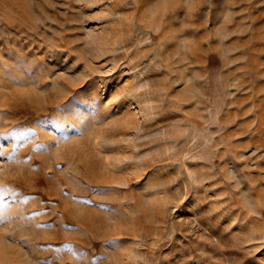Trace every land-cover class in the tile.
<instances>
[{
	"label": "rangeland",
	"instance_id": "1",
	"mask_svg": "<svg viewBox=\"0 0 264 264\" xmlns=\"http://www.w3.org/2000/svg\"><path fill=\"white\" fill-rule=\"evenodd\" d=\"M0 218V264H255L264 0H0Z\"/></svg>",
	"mask_w": 264,
	"mask_h": 264
},
{
	"label": "snow or ice",
	"instance_id": "2",
	"mask_svg": "<svg viewBox=\"0 0 264 264\" xmlns=\"http://www.w3.org/2000/svg\"><path fill=\"white\" fill-rule=\"evenodd\" d=\"M110 96H106L105 100L103 101V103H106L108 99H110ZM118 105H114V107H116ZM20 135H23V133H20ZM62 170V169H61ZM113 189L111 188H96L94 189V194L97 195H106L109 191H112ZM109 211H111L113 214H115V209L114 208H110ZM25 219H29V217H25ZM0 220H2V218H0ZM11 239V238H10ZM119 238H114L112 240H108L103 242L104 246L107 247L110 250H116L120 245L118 243ZM15 243H19L21 245H24L26 247V250H30V248H27L26 242L21 240V241H14ZM66 248H68V250H71L70 246H65ZM60 249H57V251H59ZM262 253H264V248H261L260 251H258L256 253V255L254 257H251L250 259L255 261V264H261V262H264V255H262ZM75 254V253H74ZM80 257H83L86 255V253H80L79 254ZM96 261V264H103V261L105 259H107L106 256L104 255H98L96 257L93 258ZM50 264V262H49Z\"/></svg>",
	"mask_w": 264,
	"mask_h": 264
}]
</instances>
